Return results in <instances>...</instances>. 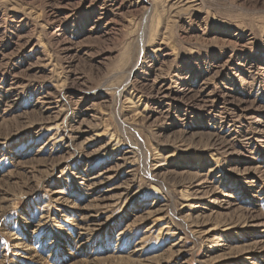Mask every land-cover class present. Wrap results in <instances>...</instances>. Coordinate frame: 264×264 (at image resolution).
<instances>
[{
	"label": "rangeland",
	"instance_id": "obj_1",
	"mask_svg": "<svg viewBox=\"0 0 264 264\" xmlns=\"http://www.w3.org/2000/svg\"><path fill=\"white\" fill-rule=\"evenodd\" d=\"M263 219L264 0H0V264H264Z\"/></svg>",
	"mask_w": 264,
	"mask_h": 264
},
{
	"label": "bare ground",
	"instance_id": "obj_2",
	"mask_svg": "<svg viewBox=\"0 0 264 264\" xmlns=\"http://www.w3.org/2000/svg\"><path fill=\"white\" fill-rule=\"evenodd\" d=\"M142 6V5H141ZM136 68L134 67V70H135ZM132 72V71H131ZM131 72L129 73V75H131ZM142 85V84H141ZM156 85V84H155ZM136 86V85H135ZM153 86L151 85V89L153 90ZM158 88V87H157ZM156 88V89H157ZM137 89V88H136ZM159 92H161V95H159V99H162V98H164V99H167L168 97H170L169 96V94H170V92H169V87H166V85L164 84H160V86H159V88L157 89ZM157 90H155V91H157ZM156 93V92H155ZM157 94H158V92H157ZM152 95V94H151ZM199 100V99H198ZM51 113V112H50ZM224 143V142H223ZM224 146V145H223ZM106 172V171H105ZM195 177H196V179L197 180H199V176L198 175H195ZM198 177V178H197ZM204 182V181H203ZM203 182H198L197 184H196V188H195V191H196V193H198L199 195H205V193H206V195L208 194L207 192V190L206 189H208L207 188V186H203L202 185V187L199 185V184H201V183H203ZM205 183H206V181H205ZM211 187V186H210ZM213 196V195H212ZM228 197V195H221V196H213L211 199H210V202H211V204H213V206L215 205V209L214 208H211L212 209V211L210 212V213H215L214 215L215 216H217L218 214H221L222 212H220V210H218V209H223L224 207H223V204H228L229 203V199L227 198ZM199 200H201L200 198V196L199 197H197ZM195 203V202H194ZM193 203V204H194ZM199 203V202H198ZM233 204V203H232ZM194 206V205H193ZM195 206H197L196 204H195ZM228 206H232V205H230V203L228 204ZM234 206V205H233ZM226 208H231V207H226ZM225 208V209H226ZM157 212V209L155 210V211H151V212H149V214L151 215V214H155ZM194 216V215H193ZM252 217V215H249L247 218H249V217ZM256 217V216H255ZM264 220V219H263ZM250 221H252L254 224H255V226H260V225H263V222H262V220L258 217L257 219H251ZM226 224H227V222H226ZM230 224H231V222H230ZM210 232V231H209Z\"/></svg>",
	"mask_w": 264,
	"mask_h": 264
}]
</instances>
